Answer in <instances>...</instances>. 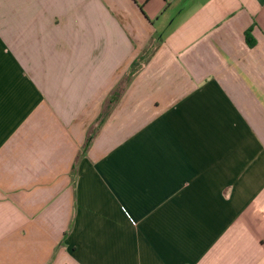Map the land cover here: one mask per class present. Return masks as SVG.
<instances>
[{"label": "crops", "instance_id": "obj_1", "mask_svg": "<svg viewBox=\"0 0 264 264\" xmlns=\"http://www.w3.org/2000/svg\"><path fill=\"white\" fill-rule=\"evenodd\" d=\"M0 264H264V0H0Z\"/></svg>", "mask_w": 264, "mask_h": 264}, {"label": "trees", "instance_id": "obj_2", "mask_svg": "<svg viewBox=\"0 0 264 264\" xmlns=\"http://www.w3.org/2000/svg\"><path fill=\"white\" fill-rule=\"evenodd\" d=\"M247 41L250 45L254 44L253 37L250 33V30L246 34ZM156 49V45L152 44L150 45L143 53H141L130 65L127 74L123 78V80L113 89V91L110 93L106 105L104 109L102 110L100 116L98 117V125L97 128L93 129L91 133L88 134L86 144L84 145V153L88 150L90 147L92 140L94 139V136L97 132V130L104 124L106 119L109 117L110 113L114 109L117 102L121 99L123 93L125 92L128 85L132 82L134 77L144 68V66L148 63L150 58L152 57L154 51Z\"/></svg>", "mask_w": 264, "mask_h": 264}, {"label": "rangeland", "instance_id": "obj_3", "mask_svg": "<svg viewBox=\"0 0 264 264\" xmlns=\"http://www.w3.org/2000/svg\"><path fill=\"white\" fill-rule=\"evenodd\" d=\"M109 97V96H108ZM108 99V98H107Z\"/></svg>", "mask_w": 264, "mask_h": 264}]
</instances>
